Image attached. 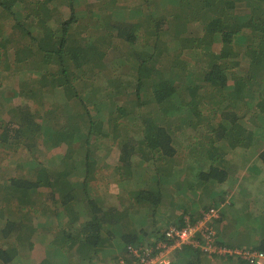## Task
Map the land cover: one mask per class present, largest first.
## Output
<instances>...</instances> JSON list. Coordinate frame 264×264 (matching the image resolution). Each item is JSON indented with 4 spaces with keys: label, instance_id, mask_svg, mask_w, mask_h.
<instances>
[{
    "label": "trees",
    "instance_id": "obj_1",
    "mask_svg": "<svg viewBox=\"0 0 264 264\" xmlns=\"http://www.w3.org/2000/svg\"><path fill=\"white\" fill-rule=\"evenodd\" d=\"M140 6V11L131 17L118 16L110 22L109 13L117 8L100 19L88 0H0V101L20 96L34 99L31 88L14 87L5 94L2 84L17 73L16 81L21 76L18 73L26 69L34 76L27 77L31 84L39 87L40 82L49 83L51 88L63 89L67 96L45 112L15 103L8 110L12 118L7 121H2L6 111L0 108V148L9 155L19 148L26 150L28 154L16 162L21 164L28 157L24 164L31 173L17 174V170L8 168L6 173L0 163V222H4L0 231L8 246L0 247V264H21L15 261L22 253L11 243V235L28 236L31 240L23 241L31 249L35 225L26 221L37 223L40 215L46 217L49 212L53 229L61 232L60 239L55 240L64 257L60 264H93L104 261L98 258L108 252L113 255L109 258L118 260L117 264H136L128 247L144 244L145 235L154 230L141 233L140 229H128L125 218L129 222L132 212L103 209L101 193L92 194L91 183L99 179L96 175L105 167L98 166L96 157L100 137L111 135L117 139L115 150H119L120 163L112 169L116 182L129 181L137 168L142 179L148 172L146 165L154 172L146 175L154 181L133 192L136 204L143 202L156 211L166 198L171 209H181L177 214L179 222L180 215L192 209L186 197L175 196H181L183 192L178 194L184 190L223 182L229 169L227 161L224 163V151L255 149V127L247 125L264 127V0H142ZM195 27L202 30V35H196ZM76 29L83 32L80 44L74 42ZM97 29L100 31L93 35ZM106 35H115L107 39L119 38L124 45L133 46L125 50L128 52L124 46L122 59L107 68L109 86L115 90L104 96L110 103H93L91 89L96 82H89V78L102 68V61L95 60L102 53L93 46H102ZM158 53L161 59H167L166 66L156 64ZM246 61L249 68L244 69ZM259 71L263 78L260 77L258 95L246 102L252 112L234 111ZM126 74L129 77L124 80ZM229 79L233 82L229 83ZM80 80L85 82L83 88L77 87ZM206 93L217 100L209 103ZM104 107L107 113H102ZM126 118L133 119V123ZM131 126L140 133L139 137L123 136V129L130 131ZM182 136L190 142L184 143ZM61 143H65L66 150L56 155L53 165L49 157L38 160L34 156L42 147L48 150ZM261 148L256 150L264 165V146ZM182 150H188L184 166H189L169 176L165 166L174 163ZM139 157L140 168L135 162ZM245 202L243 207H249L250 200ZM14 211L22 217L13 219ZM260 216L264 220V212ZM233 223H241L238 236L229 238L219 229V243L264 251V234L256 241L245 239L251 222L234 219ZM156 229L153 238L162 235L159 227ZM111 239L114 244L106 242ZM72 255L79 261H74ZM52 256L46 253L39 264H55ZM176 256L171 264H204L203 256L190 247H184ZM228 261L246 264L237 257Z\"/></svg>",
    "mask_w": 264,
    "mask_h": 264
},
{
    "label": "rangeland",
    "instance_id": "obj_2",
    "mask_svg": "<svg viewBox=\"0 0 264 264\" xmlns=\"http://www.w3.org/2000/svg\"><path fill=\"white\" fill-rule=\"evenodd\" d=\"M90 4L92 5V11H95L99 13V6L98 3H101L102 0H88ZM135 2H139V0H135ZM161 9H164L161 6ZM133 15V13H126L124 15V19L129 18ZM100 19L103 17V14L99 15ZM118 16L116 15H109V20L112 22L113 20L117 19ZM7 28L5 27V32ZM194 29H197L196 35H202V30L198 27H195ZM78 30V29H76ZM100 29H97L93 31V35H97ZM74 42L76 43H82L83 40H81V37L83 35V32L81 30L74 31ZM115 35H106L105 39L103 40V45L99 46L96 45L93 46L97 52L102 53L100 58H96L95 60L97 61H102V68L101 71L98 75L92 76V78H89V82H96L95 87L92 86L91 92H94V101L93 103L97 101H104L106 104L110 103V99L107 100L104 98V96H109L112 93H114V88H112L110 85V82L107 76V68L110 67L111 62H114L115 60H120L122 59V51L124 47V51L127 49H132L133 44H123V41L119 38H111L107 39L109 37H114ZM87 46L88 43H86ZM141 48H137L139 50ZM162 50L164 49L161 48ZM128 52V51H125ZM166 60L165 58H160V53L157 54V65L161 66H166ZM86 64L83 65L85 67ZM262 66L260 67V69ZM259 69V70H260ZM21 76H17V80L13 81L17 75L13 77H9L8 80L9 82H3L2 84L5 85V94L10 90V88L14 89L16 87L17 90H19L20 86L25 87V88H31L33 91V98H24V97H11L8 98L6 101H0V108L5 109V113L3 114L2 121H7L11 119L12 113H9L8 110L10 108L12 109L14 105H17L15 103H18L21 106L29 105L30 107L33 108L31 111L37 112V109H42L44 112L47 111L48 109H52L55 107V104L60 101L66 100V94L64 93L63 89H55L56 87H50L49 83L44 84V82H40L41 86L37 87L36 85L31 84L32 81H29L27 79L28 76H32L31 70H22L20 73ZM264 75V74H263ZM262 71L258 72V75L251 80V83L247 85L245 88V93L244 96H241L237 102V104L234 106L236 107L234 111L239 112L240 114H250L249 111H251L250 108L246 105L247 99L251 97H255L258 95L257 89L258 85L260 83V80L263 78ZM129 77V74H126L124 76V80ZM262 77V78H260ZM26 78V80H23ZM93 80V81H92ZM229 83H232L233 81L229 79ZM9 83V84H6ZM44 84V85H43ZM79 87L78 88H83L85 86V82H77ZM106 84V85H104ZM206 90V89H205ZM203 90L202 92H204ZM247 91V92H246ZM254 92V93H253ZM86 95L89 94V91L85 93ZM210 96V97H209ZM206 100L210 103L211 101L217 100L215 97L212 98V95L209 93H206L205 96ZM209 97V98H208ZM115 99V98H113ZM118 100H121V97L117 98ZM256 100V99H255ZM10 103V105L5 104V103ZM21 103V104H20ZM25 103V104H23ZM104 104V103H103ZM46 109V110H45ZM249 110V111H248ZM108 108L104 107L102 110V113H107ZM206 112V111H205ZM252 112V111H251ZM60 120V119H59ZM127 121L133 123V119ZM250 125H253L255 128L254 136H253V143H254V148H243V147H238L236 149H231L228 151L223 152L224 156V163L228 164V176L224 182L218 185V183L210 184V185H202L200 187H197L191 191L188 189L187 191H181L178 195L181 194V196H175V199H179L182 197H186L187 201L186 204L187 206L192 209V213H195L197 209H201L204 205H210L213 203H220L224 202L225 205L222 206L221 208V218L220 221H216L214 225H216V229H221V232H224L229 238L231 236H238V231L237 228L241 225L236 224L234 225L233 221L234 219L236 221H242V222H251L250 226L248 228L250 230L246 231V236L245 239H247L249 242L250 241H256L261 236L264 234V230L262 228V225H264V220L262 219L260 215L264 212V165L262 162V159L257 157H254V153L257 152L256 149H261V147L264 146V127L263 128H257L255 124L250 123L247 125L248 127H251ZM60 126V125H59ZM31 129H34L33 125L28 126ZM192 132V131H189ZM200 132V131H199ZM203 133L202 131L200 134ZM123 136H127L128 134H133L136 137H139L140 133L134 130V127L131 126L130 131L126 130V127L122 131ZM122 137V136H121ZM29 140H31L30 137H27ZM184 143L190 142V139L185 138L184 136L181 137ZM35 141V139H32ZM31 140V141H32ZM32 141V142H33ZM29 144H33V143ZM98 147H97V152H96V157L98 159V166L101 164H105V167H103L102 172L99 170V174H97L96 178H99L96 182L95 179L91 183V192L93 195L101 193V196L103 197V209L104 208H111L114 207L115 209L121 211H130L133 214L129 213L128 219L129 222L126 220L125 221L128 223V229H140L141 233H147L149 230H156L157 227H159L160 231L163 232L165 227L170 224L171 222H167L168 219H171V221L179 223V214L181 212V209L173 210L171 209L167 204V199L165 198V193L162 191L161 195L163 198V202L159 205L156 206V211H152V207L147 206L143 202H139L140 205H137L135 200H133L134 194L133 192L137 189H140L141 187H146L147 184L151 183L154 181V178L149 179L146 177L147 174L154 173L152 172L151 168L146 165V168L148 169V172H145L143 174L142 179L139 176L140 170L134 173V175H131V178L129 181H120L116 182L115 179L112 176V169L116 166L119 165L118 161V155H119V150H115V146L117 145V139H113L112 136H106V137H100L97 141ZM41 147V144L38 145ZM66 145L65 143H61L60 146H55L51 149H39L38 151H35V157L38 160H43L44 157H49L50 165H53L57 161V156L58 154H63L66 150ZM227 150V148H226ZM188 150H182L179 152V156L176 158L174 163L169 162L166 166L165 169L168 170L169 176H174L178 168L182 167H187L189 165L184 166V162L186 161L187 158H185V154L187 153ZM236 151V152H235ZM235 152V153H234ZM8 151L3 152L2 149L0 148V163L2 164V169L5 170L6 173H9L6 168L8 169H15L17 170V174L22 173V174H28L29 176L31 173L29 172L30 170L29 167L24 164V161L26 160L24 157V161L21 164H17L16 161L19 159H22L24 155L28 154L26 150L23 148H19L17 151H12L9 154H7ZM39 153L42 154L41 156ZM98 153V154H97ZM78 154H76V157ZM137 163V166L140 168V163L142 162V159L135 161ZM102 174V175H101ZM132 174V173H131ZM101 175V176H100ZM230 175V176H229ZM76 180H80L79 177L74 176ZM250 200V204L248 205L249 207L245 208L243 207V203H246L245 200ZM191 201H194L191 203ZM53 210V206H51L50 211ZM7 216L10 212L4 211ZM48 212V211H47ZM174 212L175 215L172 213ZM22 213H27V212H22ZM50 213V212H49ZM47 214L46 217L43 215L38 218L37 223L35 222H28L29 225H35V230L31 232V234H34L32 237V242L34 243L33 247L27 248L26 243L24 241H30L31 239L26 236L25 234L22 233L20 234H12V238L10 239L15 247L20 251L22 254H19L16 256V260L20 262L21 264H36L38 257H40L43 254V247L49 248V245L52 247L59 246L56 244L55 240H59L60 237V231L53 229V219L51 215ZM153 216V217H152ZM11 217L13 219H19L22 217L21 213L14 211L11 214ZM133 217V219H131ZM175 220V221H174ZM155 222L151 226L150 223ZM39 222H43V224H39ZM4 222H0V227H3ZM123 224V223H122ZM127 227V226H126ZM153 233L146 234L147 236L145 238V243H148L153 239ZM105 233V230H104ZM106 234V233H105ZM116 235V234H115ZM114 235V236H115ZM116 236V238H118ZM233 238V237H231ZM148 239V240H147ZM9 240V241H10ZM24 240V241H23ZM147 240V241H146ZM107 243H115V240L111 239V241H106ZM5 241L2 240L1 237V231H0V247H8L5 244ZM21 244L20 247L18 245ZM108 246V245H106ZM65 248V246H63ZM53 254L52 259L55 264H60V260L64 258L62 254L58 253L57 249L51 250L50 254ZM54 253L56 255H54ZM102 257L99 256L98 260H104V261H95L93 264H117L118 260L116 258H109L112 255L111 252L106 253V255L100 254ZM74 261H79L76 260L74 255H72ZM108 260H105L107 259ZM204 264H230L229 261L217 259V258H208V257H203ZM125 264V263H123Z\"/></svg>",
    "mask_w": 264,
    "mask_h": 264
},
{
    "label": "built area",
    "instance_id": "obj_3",
    "mask_svg": "<svg viewBox=\"0 0 264 264\" xmlns=\"http://www.w3.org/2000/svg\"><path fill=\"white\" fill-rule=\"evenodd\" d=\"M223 202L213 204L195 219L184 217L182 224L166 227L160 238L146 244L129 246L136 264H170L184 247L199 249L208 256L237 257L246 264H264V251L217 243L215 222L221 218Z\"/></svg>",
    "mask_w": 264,
    "mask_h": 264
},
{
    "label": "crops",
    "instance_id": "obj_4",
    "mask_svg": "<svg viewBox=\"0 0 264 264\" xmlns=\"http://www.w3.org/2000/svg\"><path fill=\"white\" fill-rule=\"evenodd\" d=\"M141 3H142V0H139V2H135V0H102V2L101 3H98V6H99V13H97V12H95L96 14H94L95 16H98V15H100V14H104V13H106V12H110V10H112L113 9V7H116L117 9L116 10H113L112 12H110L109 14L110 15H116V16H121V17H124V15L126 14V13H133V14H136L137 12H139L140 11V5H141ZM122 12V13H121ZM249 62H244V69L245 68H249ZM253 70V69H252ZM252 72V71H251ZM255 75V74H254ZM256 75H258V74H256ZM262 149V148H261ZM260 149V150H261ZM236 152V151H235ZM234 152V153H235ZM258 153H259V151H257V152H255L254 154V157H257L258 156ZM259 158V157H258ZM230 176V175H229ZM227 178V177H226ZM226 180V179H225ZM224 180V181H225ZM223 181V182H224ZM222 183V182H221ZM221 183H218V185L219 184H221ZM224 203V202H223ZM213 204H218V203H213ZM213 204H210V205H207V206H203L201 209H197L196 211H195V213H190V212H186V213H184V215L183 216H181L180 215V217H182L181 218V221L179 222V223H175V222H173V221H171V219H168L167 220V222L169 221V222H171L170 224H168L167 226H169V225H171V224H182L183 223V221H184V217L185 216H188L190 219H195V218H197L198 216H200V212L202 211V210H205V209H207L209 206H211V205H213ZM224 205H225V203H224ZM116 210H117V208H116ZM175 221V220H174ZM166 226V227H167ZM166 227H165V229H166ZM164 229V230H165ZM215 229H216V225H215ZM163 230V231H164ZM217 231H218V229H216V240H217V243H219L218 242V234H217ZM163 233V232H162ZM161 236V234L160 235H157V236H154V239H153V241H155V240H157L159 237ZM220 244H223V243H220ZM224 245H228V246H233V245H230V244H226V243H224ZM234 246H237V245H234ZM51 247V246H50ZM239 247H250V246H247V245H239ZM191 249H193V250H196V251H198L199 252V256L200 257H208V258H217V259H221V260H225V261H228L231 257H223V256H219V255H214V256H208V255H206L205 253H203L202 251H200L199 249H194V248H192V247H190ZM252 248V247H251ZM54 249H57L58 250V253L60 254V252H61V249L58 247V246H55V247H51V249H49V248H47V247H43V254L40 256V257H38V261H37V263L36 264H39V262L45 257V255H46V253H50V251L51 250H54ZM51 255H53L52 253H51ZM54 255H56L55 253H54ZM177 256H174L173 258H171V262H170V264L172 263V262H174V261H176L177 260ZM232 259H235V258H232ZM120 262V261H119ZM121 263V262H120Z\"/></svg>",
    "mask_w": 264,
    "mask_h": 264
},
{
    "label": "clouds",
    "instance_id": "obj_5",
    "mask_svg": "<svg viewBox=\"0 0 264 264\" xmlns=\"http://www.w3.org/2000/svg\"><path fill=\"white\" fill-rule=\"evenodd\" d=\"M163 234V233H162ZM154 239V238H153ZM153 239L151 240V241H149L148 243H150V242H152L153 241Z\"/></svg>",
    "mask_w": 264,
    "mask_h": 264
}]
</instances>
